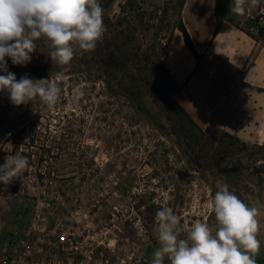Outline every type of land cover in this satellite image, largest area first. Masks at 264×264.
<instances>
[{"label": "rangeland", "instance_id": "obj_1", "mask_svg": "<svg viewBox=\"0 0 264 264\" xmlns=\"http://www.w3.org/2000/svg\"><path fill=\"white\" fill-rule=\"evenodd\" d=\"M98 2L106 30L94 50L74 45L73 60L61 67L41 39L27 65L6 58L17 80L60 72L63 79L53 110L38 99L14 106L0 92V165L17 152L29 162L9 186L0 184V264L4 257L21 264L26 253L27 264H151L156 212L173 209L180 238L196 219L214 228L209 204L223 184L260 210L256 257L264 263V148L229 149L214 131L199 144L175 135L181 120L158 65L181 0ZM247 16L257 17L254 9ZM75 87L84 93L79 100Z\"/></svg>", "mask_w": 264, "mask_h": 264}, {"label": "clouds", "instance_id": "obj_2", "mask_svg": "<svg viewBox=\"0 0 264 264\" xmlns=\"http://www.w3.org/2000/svg\"><path fill=\"white\" fill-rule=\"evenodd\" d=\"M261 0H232L230 12L243 16L247 6H258ZM103 8L98 0H0V92H7L14 106L38 99L47 110H53L62 89L55 79H16L8 71L6 58L13 65L24 66L37 51L36 41L46 40L52 51L49 59L67 66L74 58L75 46L88 52L105 33ZM80 87L73 98L83 96ZM26 142V141H25ZM29 166L19 152L9 155L0 165V184L9 186ZM209 207L215 216V227L194 220L186 238H180V220L173 209L164 206L155 214L156 248L151 264H257L261 248L258 239L260 210L251 207L229 190L217 185Z\"/></svg>", "mask_w": 264, "mask_h": 264}, {"label": "crops", "instance_id": "obj_3", "mask_svg": "<svg viewBox=\"0 0 264 264\" xmlns=\"http://www.w3.org/2000/svg\"><path fill=\"white\" fill-rule=\"evenodd\" d=\"M214 11L215 0H185L181 21L201 61L175 29L162 63L179 89L177 102L200 129L264 147V47L228 22L214 34Z\"/></svg>", "mask_w": 264, "mask_h": 264}, {"label": "trees", "instance_id": "obj_4", "mask_svg": "<svg viewBox=\"0 0 264 264\" xmlns=\"http://www.w3.org/2000/svg\"><path fill=\"white\" fill-rule=\"evenodd\" d=\"M132 1H134V0H130V2H132ZM184 3H185V0H181V2L179 4L178 21L176 23L175 29L179 30L181 32L186 47L192 53V55L194 56L197 63H199L201 61L202 55L199 54L195 50L194 45L191 41V38H190L187 30L185 29V27L181 21L180 13H181V9L184 6ZM231 5H232V0H215L214 15H215V19H216V29L214 31V34L219 29V27L221 26L222 23L228 22L231 25H233L234 27H236L237 29L243 31L245 34H247L250 38L255 40L257 43H259L260 38L264 39V22L259 21V19L257 17L256 18L248 17L247 11H246L245 15H243V16H237V15L231 13L230 12V6ZM112 43H113V41L111 43H108L109 45H107V47H105V51H109L110 45ZM115 54H116V51H114V50L110 51V59L111 60H116ZM163 56H164V53H163ZM117 62H118V60H116V63ZM158 66H159V69L164 73L165 78H167V81L170 85L171 90L174 92V96H173V99L171 101V108H173L175 110L176 115L179 117V119L185 123V125L183 124V126H182V125H180L182 122L181 121L179 122L178 131L176 130V133H175V135L178 139L182 137L185 139L186 142H189V140H190L191 143L199 144L201 142V140H198L199 138H202L206 132L214 131L217 133L219 132L221 134V136L223 135L222 136L223 138L226 137L231 141V145H230L229 149L233 148L232 146L235 144H238L241 148H243L245 150L252 148V147H247L246 145H244V143H242L239 139L232 137V136H229V135H227V134H225L219 130H216V129L202 130V129H200L193 122V120L184 112V110L181 108V106L177 102V95H178L179 89L177 88L176 84L173 82V80L169 76L168 72L165 70L164 64L162 63V59H159V65ZM109 91H111V88L109 89ZM220 142H221L220 140L217 142L207 141L206 146L207 145L211 146V145H215V144L217 146H219ZM186 144H189V143H186ZM256 148H264V147H256ZM256 262H257V264H264L260 261V259L258 257H256Z\"/></svg>", "mask_w": 264, "mask_h": 264}, {"label": "built area", "instance_id": "obj_5", "mask_svg": "<svg viewBox=\"0 0 264 264\" xmlns=\"http://www.w3.org/2000/svg\"><path fill=\"white\" fill-rule=\"evenodd\" d=\"M255 10L256 16L259 19V21L264 22V0H261V3L258 6L252 7V6H247V11L250 12L251 10ZM64 241V237L61 238V242ZM27 254L26 253L24 256L25 257H20V263L21 264H27ZM15 261L11 260L9 257H4L2 259V264H14Z\"/></svg>", "mask_w": 264, "mask_h": 264}, {"label": "water", "instance_id": "obj_6", "mask_svg": "<svg viewBox=\"0 0 264 264\" xmlns=\"http://www.w3.org/2000/svg\"><path fill=\"white\" fill-rule=\"evenodd\" d=\"M105 83V85L108 87V89H110L111 88V86L107 83V82H104ZM119 91H123V89L122 88H120L119 89Z\"/></svg>", "mask_w": 264, "mask_h": 264}]
</instances>
